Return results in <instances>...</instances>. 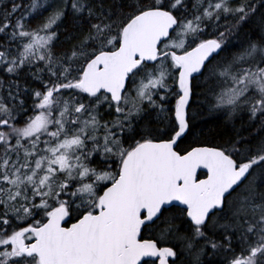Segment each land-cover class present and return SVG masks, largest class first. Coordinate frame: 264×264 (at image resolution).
I'll use <instances>...</instances> for the list:
<instances>
[{
  "label": "snow or ice",
  "instance_id": "snow-or-ice-1",
  "mask_svg": "<svg viewBox=\"0 0 264 264\" xmlns=\"http://www.w3.org/2000/svg\"><path fill=\"white\" fill-rule=\"evenodd\" d=\"M0 264H264V0H0Z\"/></svg>",
  "mask_w": 264,
  "mask_h": 264
},
{
  "label": "trees",
  "instance_id": "trees-1",
  "mask_svg": "<svg viewBox=\"0 0 264 264\" xmlns=\"http://www.w3.org/2000/svg\"><path fill=\"white\" fill-rule=\"evenodd\" d=\"M210 124V126L212 127L213 131L220 134V135H231V132L229 129L227 128H223V127H220V128H217L216 124L214 122H211L209 121L208 122Z\"/></svg>",
  "mask_w": 264,
  "mask_h": 264
}]
</instances>
